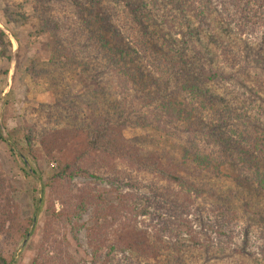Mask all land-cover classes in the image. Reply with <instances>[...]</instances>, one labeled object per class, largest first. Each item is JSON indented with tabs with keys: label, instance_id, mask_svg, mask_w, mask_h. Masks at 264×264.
<instances>
[{
	"label": "rangeland",
	"instance_id": "1",
	"mask_svg": "<svg viewBox=\"0 0 264 264\" xmlns=\"http://www.w3.org/2000/svg\"><path fill=\"white\" fill-rule=\"evenodd\" d=\"M84 25L66 0H0V255L11 264H237L230 250L240 249L247 264H264L256 222L142 171L138 159L91 149L87 95L96 84L84 38L73 36ZM72 50L80 67L62 54ZM63 91L83 112L74 126L71 116L59 124L48 117L45 106ZM112 136L115 151L135 139L131 155L152 152L154 163L166 159L167 171L186 175L183 163L170 165V157L181 162V139L128 124ZM219 173L211 180L219 193L234 188L235 174ZM254 205L264 209V194Z\"/></svg>",
	"mask_w": 264,
	"mask_h": 264
},
{
	"label": "trees",
	"instance_id": "2",
	"mask_svg": "<svg viewBox=\"0 0 264 264\" xmlns=\"http://www.w3.org/2000/svg\"><path fill=\"white\" fill-rule=\"evenodd\" d=\"M66 1L85 24L73 36L84 38L87 70L96 84L87 95L91 149L138 159L142 171L196 198L215 196L225 214L238 219L241 213L259 224L264 239V209L254 205L264 194V0ZM62 54L80 67L79 53ZM129 92L132 102L123 97ZM61 96L54 108L45 106L48 117L59 124L71 116L74 126L82 119L80 103H69L68 91ZM127 124L181 139V162L170 157V165L178 169L183 163L186 175L167 171L165 158L154 163L152 152L131 155L135 139H121L115 151L114 129ZM0 141L7 142L1 132ZM224 166L235 174V186L219 193L211 180ZM232 253L240 258L237 264H247L240 249ZM260 257L264 262V249ZM0 264L11 262L0 255Z\"/></svg>",
	"mask_w": 264,
	"mask_h": 264
}]
</instances>
